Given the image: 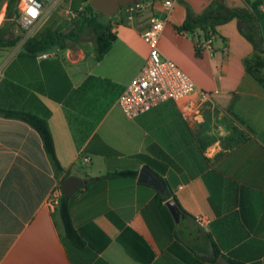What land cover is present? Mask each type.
Segmentation results:
<instances>
[{
    "label": "crops",
    "instance_id": "0c3cea01",
    "mask_svg": "<svg viewBox=\"0 0 264 264\" xmlns=\"http://www.w3.org/2000/svg\"><path fill=\"white\" fill-rule=\"evenodd\" d=\"M175 1L166 12L161 0H142L122 28L108 20L115 37L100 59L90 36L45 56L23 55L17 43L0 48V105L48 110L62 167L54 171L32 126L0 115V264H264V84L245 68L252 45L230 18L214 26L212 50L196 55L191 35L175 28L185 14ZM210 1L181 2L197 13ZM258 6L257 36L264 48V0ZM68 8L74 9L67 0L60 8L64 17ZM152 14L166 17L161 54L209 98L194 91L129 118L116 99L144 63L147 45L140 32ZM65 110L80 116L88 132L79 147ZM137 152L153 162L134 157ZM92 155L100 158L97 167ZM141 167L170 191L138 180L137 173L100 176ZM66 171L87 178L67 198L79 246L64 235L57 206L46 201ZM198 214L206 216L204 225L195 221Z\"/></svg>",
    "mask_w": 264,
    "mask_h": 264
},
{
    "label": "trees",
    "instance_id": "16d2710c",
    "mask_svg": "<svg viewBox=\"0 0 264 264\" xmlns=\"http://www.w3.org/2000/svg\"><path fill=\"white\" fill-rule=\"evenodd\" d=\"M242 1L244 2L243 6L228 7L222 2L211 0L200 12L197 13L193 12L189 6L184 3V18L179 25L175 26V28L176 30L186 31L191 36L200 37L205 36L207 31L215 33L214 26L216 24L224 22L230 18H235L238 23L239 31L246 37V39H248L253 48L251 55L244 58L245 68L264 84V48H262L259 44L257 36V21L262 14V11L258 6L260 0ZM103 15L105 14L91 6L90 1L84 5L81 4V7L77 9L75 17H73V19L69 22L67 28L54 29L45 27L38 36L28 35L21 43L20 53L26 56H34L37 53L45 52L53 47H64L68 41L82 39L83 35L89 33L91 39L93 40L94 58L100 59L110 47L111 42L115 37L114 31L110 28L109 21L104 20L102 17ZM13 19H17L16 0H6L4 18L0 22V48L14 45L22 37V31H14ZM21 29L23 30L22 27ZM199 52L200 50L195 47V54L199 55ZM47 114L48 110H45L44 114H38L34 111L21 107L0 105V115L19 118L27 122L37 131L40 136L43 149L47 154L54 171L58 172L62 169V167L59 164L54 152L52 136L47 122ZM65 115L74 143L76 147H79L88 135V132L84 131L83 128V119L68 110H65ZM238 121L242 123L241 120ZM109 150L111 152H115L113 149ZM80 154L81 152H79V155ZM133 156L139 159L143 158L148 164L153 162L145 154L140 152L134 153ZM136 173L137 171L132 168H120L107 171L100 176L134 177ZM67 174L68 172L66 171L64 176ZM68 197H64L61 193L60 201L57 205L58 215L62 224L64 235L74 244L79 246L83 241L78 231L72 224L67 204ZM154 197L157 200L163 198V196L159 193H156ZM234 264L244 263L234 262Z\"/></svg>",
    "mask_w": 264,
    "mask_h": 264
},
{
    "label": "built area",
    "instance_id": "2783aa9c",
    "mask_svg": "<svg viewBox=\"0 0 264 264\" xmlns=\"http://www.w3.org/2000/svg\"><path fill=\"white\" fill-rule=\"evenodd\" d=\"M54 0H16L17 22L24 30L31 27L45 14L47 7ZM174 0H161L164 10L168 12ZM143 2H132L125 5L127 16L130 17L138 9L142 8ZM66 9L68 18L75 17L77 9ZM35 13V14H33ZM166 17L152 14L148 18V24L140 32L142 40L147 45V54L143 65L135 76L130 79L117 96V104L122 113L129 118L149 109L160 101L171 99L176 102L185 100L187 96L197 91L201 100L209 98V94L197 88L191 77L180 68L172 59L161 54L158 47V38L163 28ZM185 33L183 30H177ZM194 48L199 50H212V38L214 33L207 31L205 36H191ZM43 56L46 53H42ZM188 105L183 104L181 113L187 115ZM86 161V157H82ZM61 195L59 183H56L50 190L46 201L51 207L57 206ZM199 225H204L206 216L198 214L194 217Z\"/></svg>",
    "mask_w": 264,
    "mask_h": 264
},
{
    "label": "rangeland",
    "instance_id": "374dc122",
    "mask_svg": "<svg viewBox=\"0 0 264 264\" xmlns=\"http://www.w3.org/2000/svg\"><path fill=\"white\" fill-rule=\"evenodd\" d=\"M60 1H61L59 2L60 4H56L55 7L54 5L49 4L43 17H41L37 22H35V24L31 27L30 30H24V29L22 30L21 27L18 25L17 19H13L14 31L15 30L22 31V37L16 42L17 45L21 44L23 39L27 37L28 35L38 36L40 32L42 31V29L45 27L54 28V29H65L68 27L69 22L73 19V17L69 19H66L65 18L66 16L64 17L60 8L64 6V2L67 0H60ZM68 1L70 4V7L76 9L78 5L80 4L84 5L90 0H68ZM181 1L176 0L175 4H180L184 8L185 6ZM216 1L219 2V0H216ZM5 2L6 0H0V22L4 18ZM102 17L104 20H111V22L116 24L117 28H122L123 26H126L128 22L127 15L124 10V6H120L110 15H103ZM88 36H90L89 33L83 35L82 39L87 38ZM72 42L74 41H68L67 44H70ZM51 49L45 51L46 54H48L51 51ZM99 161H100V158L98 156H93V155L91 156V164H92L91 166L92 167H97L99 165ZM88 165H85V167H87Z\"/></svg>",
    "mask_w": 264,
    "mask_h": 264
},
{
    "label": "water",
    "instance_id": "95a60500",
    "mask_svg": "<svg viewBox=\"0 0 264 264\" xmlns=\"http://www.w3.org/2000/svg\"><path fill=\"white\" fill-rule=\"evenodd\" d=\"M138 1L140 0H90V4L92 7L102 12L103 14L110 15L118 7L125 6L129 3L138 2ZM137 179L152 184L158 190H160V188L164 186L169 189L168 184L164 180L158 178L155 173H153L148 169H145L144 167H141L137 172ZM86 181L87 178H83L72 173L65 175L59 182L62 195L64 197L70 196L76 189L81 187Z\"/></svg>",
    "mask_w": 264,
    "mask_h": 264
},
{
    "label": "snow or ice",
    "instance_id": "6c2138e0",
    "mask_svg": "<svg viewBox=\"0 0 264 264\" xmlns=\"http://www.w3.org/2000/svg\"><path fill=\"white\" fill-rule=\"evenodd\" d=\"M33 14H35V13H33Z\"/></svg>",
    "mask_w": 264,
    "mask_h": 264
}]
</instances>
